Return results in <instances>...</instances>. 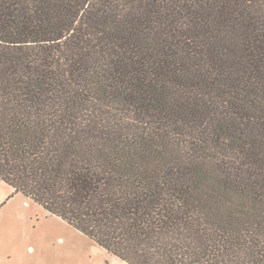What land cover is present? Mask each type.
<instances>
[{"label": "trees", "instance_id": "trees-1", "mask_svg": "<svg viewBox=\"0 0 264 264\" xmlns=\"http://www.w3.org/2000/svg\"><path fill=\"white\" fill-rule=\"evenodd\" d=\"M0 181L128 264H264V0H0Z\"/></svg>", "mask_w": 264, "mask_h": 264}, {"label": "rangeland", "instance_id": "rangeland-1", "mask_svg": "<svg viewBox=\"0 0 264 264\" xmlns=\"http://www.w3.org/2000/svg\"><path fill=\"white\" fill-rule=\"evenodd\" d=\"M0 264H128L0 181Z\"/></svg>", "mask_w": 264, "mask_h": 264}]
</instances>
